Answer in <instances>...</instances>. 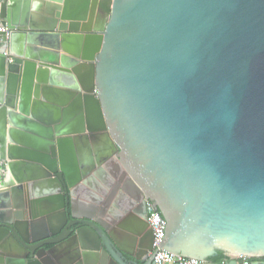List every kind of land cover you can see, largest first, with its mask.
<instances>
[{
	"label": "water",
	"instance_id": "95a60500",
	"mask_svg": "<svg viewBox=\"0 0 264 264\" xmlns=\"http://www.w3.org/2000/svg\"><path fill=\"white\" fill-rule=\"evenodd\" d=\"M0 23V264H153L146 201L173 255L264 257V0H0Z\"/></svg>",
	"mask_w": 264,
	"mask_h": 264
},
{
	"label": "built area",
	"instance_id": "2783aa9c",
	"mask_svg": "<svg viewBox=\"0 0 264 264\" xmlns=\"http://www.w3.org/2000/svg\"><path fill=\"white\" fill-rule=\"evenodd\" d=\"M0 32L8 34V29L0 23ZM2 43L0 36V44ZM3 160L0 159V176H6V166L3 165ZM5 163V162H4ZM146 222L153 234L152 248L154 249L152 262L153 264H204L203 262L181 256L173 255L160 247V243L165 236V227L162 224L159 216L152 207L149 201H146ZM239 264H264V257L255 258L253 256L239 257ZM224 261H227L224 260Z\"/></svg>",
	"mask_w": 264,
	"mask_h": 264
},
{
	"label": "flooded vegetation",
	"instance_id": "af4514ba",
	"mask_svg": "<svg viewBox=\"0 0 264 264\" xmlns=\"http://www.w3.org/2000/svg\"><path fill=\"white\" fill-rule=\"evenodd\" d=\"M107 171H108V170H104V172H107ZM108 176L111 177L110 174H109ZM102 177L104 178V181L108 180V178H107L106 176H102ZM100 183H101V186H102L103 190L106 191V193L104 192V194L100 196L102 202H104L105 199L107 198L108 194H109V189H108V187H105V186H104V183H102V182H100ZM7 197H8V202H9V204H7L8 206H5V209H4V210H8V209H10L11 206H12V204H13L14 202H16V201H13L14 198L16 199L15 194H13L12 196H11V194H9ZM0 199H1V198H0ZM2 199H3V198H2ZM145 205H146V204H145ZM99 206H102V205L99 204ZM145 209H146V208H145ZM146 213H147V212H146ZM151 252H152V253L154 252V249H153V248H152Z\"/></svg>",
	"mask_w": 264,
	"mask_h": 264
},
{
	"label": "trees",
	"instance_id": "16d2710c",
	"mask_svg": "<svg viewBox=\"0 0 264 264\" xmlns=\"http://www.w3.org/2000/svg\"><path fill=\"white\" fill-rule=\"evenodd\" d=\"M228 259V257L221 253V252H218L215 256L209 258V263L211 264H221L222 261Z\"/></svg>",
	"mask_w": 264,
	"mask_h": 264
},
{
	"label": "bare ground",
	"instance_id": "6f19581e",
	"mask_svg": "<svg viewBox=\"0 0 264 264\" xmlns=\"http://www.w3.org/2000/svg\"><path fill=\"white\" fill-rule=\"evenodd\" d=\"M98 1V0H97ZM25 47V46H24ZM15 48H17V47H15ZM58 54H64L65 52H62V51H60V49H58ZM12 53H14V50H12ZM9 176H11V172H10V170H9V168L7 167V169H6V177H9ZM6 187H8V186H6ZM6 187L4 188H2L1 189V191H3V190H6ZM0 191V192H1Z\"/></svg>",
	"mask_w": 264,
	"mask_h": 264
},
{
	"label": "rangeland",
	"instance_id": "374dc122",
	"mask_svg": "<svg viewBox=\"0 0 264 264\" xmlns=\"http://www.w3.org/2000/svg\"><path fill=\"white\" fill-rule=\"evenodd\" d=\"M3 165L5 166V163L3 162ZM3 176H0V183L2 182V180H3Z\"/></svg>",
	"mask_w": 264,
	"mask_h": 264
},
{
	"label": "crops",
	"instance_id": "0c3cea01",
	"mask_svg": "<svg viewBox=\"0 0 264 264\" xmlns=\"http://www.w3.org/2000/svg\"><path fill=\"white\" fill-rule=\"evenodd\" d=\"M36 16V15H35Z\"/></svg>",
	"mask_w": 264,
	"mask_h": 264
}]
</instances>
